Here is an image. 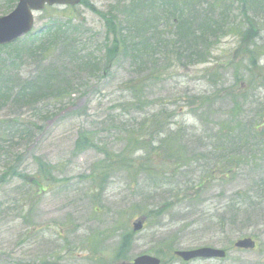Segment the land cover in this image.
I'll list each match as a JSON object with an SVG mask.
<instances>
[{
    "label": "rangeland",
    "instance_id": "obj_1",
    "mask_svg": "<svg viewBox=\"0 0 264 264\" xmlns=\"http://www.w3.org/2000/svg\"><path fill=\"white\" fill-rule=\"evenodd\" d=\"M83 1L73 10L46 8L35 15L36 34L55 17L82 22L70 57L48 49L42 61L46 41L31 50L0 49L1 65L8 62L12 70L11 85L1 84L0 264H132L141 255L162 264H264V0L224 4L223 12H230L221 21L224 38L206 62L171 53L169 64L127 58L103 73L79 63L100 60L111 38L107 18L121 21L131 0ZM17 2L0 0V17ZM168 22L164 17L161 25ZM167 25L160 27L164 33ZM168 37L175 42V34ZM17 54L20 59L9 61ZM39 76L54 82L43 87L48 95L37 93L35 105L8 101L10 90L18 91L13 86ZM62 77L65 90L55 97L52 88ZM134 99L142 109L125 106ZM157 120L165 126L160 135ZM82 136H94L99 149H77ZM160 141L164 152L154 151ZM118 153L133 166L115 165ZM231 156L243 157L239 170ZM36 158L55 172L43 192L31 185L39 172ZM109 159L113 168L99 174ZM238 191L261 201L248 221L232 208L219 210ZM139 220L145 226L134 232ZM247 236L256 248L236 250ZM201 247L227 257L189 263L174 257Z\"/></svg>",
    "mask_w": 264,
    "mask_h": 264
},
{
    "label": "trees",
    "instance_id": "obj_2",
    "mask_svg": "<svg viewBox=\"0 0 264 264\" xmlns=\"http://www.w3.org/2000/svg\"><path fill=\"white\" fill-rule=\"evenodd\" d=\"M233 0H131L128 4L123 5V10L121 12V21H118V16L114 17L112 14L111 19L107 18L105 28L107 35V46L105 47L104 55L100 60L96 61L94 64L82 58L79 65H84L83 67L87 69L90 64L94 67H98L101 73L108 72L112 69V65L120 64L123 60L131 58L139 62L141 65L155 66L158 62L170 63L169 57L173 53L176 57L179 55L185 56L187 61L190 63H203L206 62L211 57V52L213 48L219 43L221 39L224 38L225 29L222 30L221 21L230 18V12H223L224 4H231ZM84 4V3H83ZM93 11H95L92 8ZM218 10V11H217ZM217 13H216V12ZM100 15V14H99ZM101 17V16H100ZM103 17V18H102ZM102 20L105 16H102ZM166 17L169 19L168 23L162 24V19ZM56 21H52L49 27H47L43 32L38 34L30 35L24 39L15 42L12 45L2 47L3 50H15V52L20 48H27L26 50H31V46H35L38 42L46 43L43 45L44 51L39 52L40 59L42 61L47 57L45 50L52 49L54 51H60L61 54L70 52L68 57L71 56L72 50L75 48V40L73 37L78 33L82 22L74 18L67 17H55ZM62 21L69 25H62ZM161 26H160V25ZM170 24L169 31L164 33L160 27H168ZM158 33V37L152 38L151 33ZM172 33L176 35L175 42L172 41L168 35ZM185 44L187 48H183L180 45ZM170 49L172 52H169ZM74 57H77V53H73ZM179 58V57H177ZM9 61L16 62L19 58L18 54L15 58L11 59L8 56ZM7 64V65H6ZM104 65L105 67H101ZM83 69L82 67H80ZM90 70V69H88ZM12 70L10 69L9 63L1 65L0 63V101H4L5 96H3V89L1 87L2 83L11 85V79L8 78ZM49 81L51 87L53 86L52 80ZM43 81L42 78L35 77L29 79V82H24L19 86H13L18 91L12 95L13 89L5 94L8 101H12L14 104H19L22 101L28 102L30 105H35L38 102L37 93L43 91V87L47 85V82ZM62 78L55 81L57 84L52 88V92H55V97L62 95V91L65 90V86L60 85ZM42 87V88H39ZM136 98L139 95L138 90H133ZM44 95H48L47 91L44 90ZM50 98V95L48 96ZM127 107H141L139 105V99H134L133 102L126 104ZM158 125L157 134H162L165 126L163 123L156 121ZM77 149L81 151H87L90 149H99L94 143V136L89 140L86 136L80 138ZM165 144L163 142H158L154 151L160 150L164 152ZM126 153V152H125ZM123 154V153H122ZM114 154L118 162L115 165H130L132 163L124 158L125 154ZM122 155V156H121ZM232 157L231 165L239 170L240 161L243 157ZM236 158V159H234ZM113 159L108 160V165L103 166L101 169L104 170L103 173L106 174L113 168ZM236 165V166H235ZM36 166L39 168V172L36 173L37 181H32L31 185L34 186L35 190L43 192L41 187H49L50 184L56 179L54 176L51 166L45 164L41 159L36 158ZM130 166H125V168H130ZM12 174H15L12 171ZM22 178L26 179L22 175ZM31 178V177H30ZM264 181L261 182V185ZM234 202L228 203L226 206L219 210H224L228 208L226 212L232 208V211L244 213V220H249V212L254 209L255 206H261V201L259 198H255L250 192L238 191L233 195ZM219 216L220 225L223 226L227 223L225 220V213ZM237 218L233 219L236 220ZM238 222V221H237Z\"/></svg>",
    "mask_w": 264,
    "mask_h": 264
},
{
    "label": "water",
    "instance_id": "obj_3",
    "mask_svg": "<svg viewBox=\"0 0 264 264\" xmlns=\"http://www.w3.org/2000/svg\"><path fill=\"white\" fill-rule=\"evenodd\" d=\"M81 0H20L16 10L7 17L0 19V46L10 44L29 33L33 27V11L42 10L45 5H78ZM264 124V120H263ZM143 223L134 225L135 231L142 229ZM238 249L253 250L255 242L252 239L240 240L235 245ZM176 256L188 262L194 259H224L226 254L222 250L201 248L192 251L177 252ZM134 264H160L156 258L143 256L134 261Z\"/></svg>",
    "mask_w": 264,
    "mask_h": 264
}]
</instances>
